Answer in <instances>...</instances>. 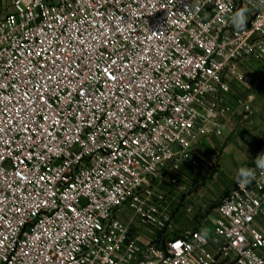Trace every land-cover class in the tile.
Segmentation results:
<instances>
[{
	"label": "built area",
	"instance_id": "1",
	"mask_svg": "<svg viewBox=\"0 0 264 264\" xmlns=\"http://www.w3.org/2000/svg\"><path fill=\"white\" fill-rule=\"evenodd\" d=\"M220 2L228 11L215 0H16L0 18V264H264L256 166L221 200L206 243L201 231L138 236L156 222L151 182L183 166L198 135L219 133L241 64L264 62V4ZM240 7L238 33L228 20ZM252 101L237 104L250 113Z\"/></svg>",
	"mask_w": 264,
	"mask_h": 264
},
{
	"label": "crops",
	"instance_id": "2",
	"mask_svg": "<svg viewBox=\"0 0 264 264\" xmlns=\"http://www.w3.org/2000/svg\"><path fill=\"white\" fill-rule=\"evenodd\" d=\"M15 4L16 0H0V18L16 12ZM239 73L244 81L235 82L222 98L225 115L216 121L219 133L211 126L209 134L198 135L184 165L165 168L151 182L159 185L157 201L150 205L156 222L140 229L142 241L158 243L193 231L212 235L217 205L234 187L237 170L252 167L251 156L264 151V62L246 61ZM248 97L253 98L250 113L237 104ZM162 222L168 229L161 228Z\"/></svg>",
	"mask_w": 264,
	"mask_h": 264
},
{
	"label": "clouds",
	"instance_id": "3",
	"mask_svg": "<svg viewBox=\"0 0 264 264\" xmlns=\"http://www.w3.org/2000/svg\"><path fill=\"white\" fill-rule=\"evenodd\" d=\"M211 0H208V3H210ZM215 3L217 5V8L220 9L222 12L228 11L227 5H224L220 2V0H215ZM261 3L264 4V0H261ZM192 5H185V9L191 8ZM199 11V8L196 9ZM247 12L248 9L246 7H240L237 8L235 11H232L228 22L232 25L233 29L236 32H243L247 30ZM167 22L168 18H167ZM255 165L256 168L260 171L264 172V151H262L260 154L256 156L255 159ZM236 183L238 184L239 188L246 189L255 179H256V172L252 168H245L240 167L237 170L236 173ZM207 232H205L203 235L198 236V239H200L201 242L206 243ZM243 240V237L240 238Z\"/></svg>",
	"mask_w": 264,
	"mask_h": 264
},
{
	"label": "trees",
	"instance_id": "4",
	"mask_svg": "<svg viewBox=\"0 0 264 264\" xmlns=\"http://www.w3.org/2000/svg\"><path fill=\"white\" fill-rule=\"evenodd\" d=\"M261 153V151H258V152H256V153H254L252 156H251V164H250V166H256L255 165V159H256V156L258 155V154H260ZM251 168V167H250ZM228 194V192L227 193H225L224 195H223V197H222V199L224 198V196H226ZM221 202V201H220ZM219 206V204L217 205V207Z\"/></svg>",
	"mask_w": 264,
	"mask_h": 264
},
{
	"label": "rangeland",
	"instance_id": "5",
	"mask_svg": "<svg viewBox=\"0 0 264 264\" xmlns=\"http://www.w3.org/2000/svg\"><path fill=\"white\" fill-rule=\"evenodd\" d=\"M166 225V224H165Z\"/></svg>",
	"mask_w": 264,
	"mask_h": 264
},
{
	"label": "snow or ice",
	"instance_id": "6",
	"mask_svg": "<svg viewBox=\"0 0 264 264\" xmlns=\"http://www.w3.org/2000/svg\"><path fill=\"white\" fill-rule=\"evenodd\" d=\"M178 246V245H177Z\"/></svg>",
	"mask_w": 264,
	"mask_h": 264
}]
</instances>
